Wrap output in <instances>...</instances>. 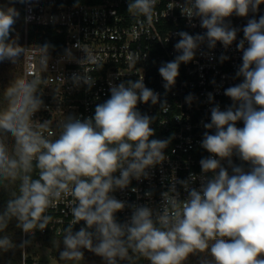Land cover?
Returning <instances> with one entry per match:
<instances>
[{
  "label": "clouds",
  "instance_id": "9594fccd",
  "mask_svg": "<svg viewBox=\"0 0 264 264\" xmlns=\"http://www.w3.org/2000/svg\"><path fill=\"white\" fill-rule=\"evenodd\" d=\"M17 2L31 4L33 0L0 4V63L14 66L27 52L19 34L12 35L20 17L14 7ZM261 4L264 0H182L176 4L190 23L198 19L205 31L177 33L174 49L178 54L159 67L166 93L175 85L180 65L192 62L202 45L211 52L218 42L227 49L237 40L240 29L229 18L253 15L236 45L242 63L235 78L242 81L224 90L232 104L225 110L214 104L210 122L203 124L208 131L203 133L201 147L210 155L199 162L201 175L174 177L161 193L159 209L129 205L113 195L126 189L132 179H148L149 170L167 159L164 150L170 139H151L155 118L142 114L137 105L159 103L164 112L169 106L146 87L143 76L110 84V98L96 105L94 116L82 120L68 115L57 125L58 134L50 131V120L33 119L47 107L41 90L46 79L35 73L12 76L0 89V190L8 193L0 208V233L13 220L27 235L44 231L53 220L48 209L71 197L72 220L63 229L61 261L80 264L86 249L104 264H136L140 258L148 264H187L191 256L198 257V264H264V15L255 16ZM156 6L157 0H128L127 11L143 17L141 27L145 22L151 26L158 19ZM52 47L45 43L36 49L45 69ZM84 51L86 56L79 63H95ZM65 57L71 58L70 50ZM128 59L137 64L141 55L133 52ZM227 59L219 57L221 63ZM71 82L76 88L86 85L91 90L95 79L83 71L73 73ZM195 99L189 94L185 102L191 106ZM207 99L213 103V94L208 93ZM240 121L243 127H237ZM234 155L249 165L247 170L233 163ZM222 161H227V168ZM197 180L199 187H193ZM177 185L186 198L181 199ZM152 195L145 192L146 197ZM126 207L131 215L120 223L116 214ZM81 222L83 226L74 231ZM52 243L59 247L56 241ZM30 244L23 240L17 245L9 235H0L2 252Z\"/></svg>",
  "mask_w": 264,
  "mask_h": 264
},
{
  "label": "built area",
  "instance_id": "2783aa9c",
  "mask_svg": "<svg viewBox=\"0 0 264 264\" xmlns=\"http://www.w3.org/2000/svg\"><path fill=\"white\" fill-rule=\"evenodd\" d=\"M181 2L182 0H157L158 19L154 20L151 26L145 22L143 27V17H134L128 13V0H33L31 4H23L25 33L22 45L27 48V52L21 60L20 73H35L46 79L47 83L42 85L41 90L47 107L37 112L33 119L41 122L50 120L51 132L58 134L57 125L68 115H75L82 120L94 116L96 105L110 98V84L135 81L143 76L146 87L159 93L161 100L167 101V112L161 110L159 103L137 105L142 114L155 118L151 124L155 134L151 139H170V143L164 150L167 159L149 170L148 179H132L126 189L113 193L117 199L129 205H148L159 209L161 193L168 190L174 177L182 180L188 178L190 173L198 177L201 175L199 162L210 155L201 147L203 133L208 131L203 124L210 122V109L214 104L218 103L221 110L232 104V100L224 95V90L242 81V78H235L238 66L242 63V52L236 45L243 39L242 29L247 20L252 18L251 13L246 18H229L231 25L240 29L237 40L227 49L218 42L211 52L206 44L202 45L192 62L180 65L176 83L166 93L159 67L162 63L172 61L178 54L174 49L179 40L177 33L186 31L195 35L205 31L199 26L198 19L190 23L182 15L180 7H176V4ZM261 15H264V4L260 5L258 13L255 14L257 19ZM25 17H29L27 22ZM35 23L44 26L55 25L57 32L64 35L63 48L50 49L47 69L41 66V56L36 52L38 45L45 43L28 39V25ZM192 24L196 26L193 27ZM245 46L247 47V44ZM83 49L94 58L95 63H79L86 56ZM66 50L71 51V58L65 57ZM133 52H139L141 55L137 64L128 59L129 54ZM221 55L229 59L221 63ZM97 65L103 66L98 69ZM83 71H87L95 79L91 90H88L86 85L76 88L71 82L73 73ZM208 93L213 94V103L208 102ZM189 94L196 98L191 106L185 102V97ZM237 127H243V122H237ZM50 138L54 139L55 136ZM232 160L236 165H243L246 170L249 167L235 155ZM222 164L228 167L227 161H222ZM228 171L231 174L230 168ZM199 183L197 180L193 187H199ZM133 188L136 189L135 192L132 191ZM177 188L181 199L186 198L187 193L183 188L180 185H177ZM147 191L153 193L151 198L145 196ZM71 199L67 197L54 208L48 209L47 214L53 217L52 222L44 231L35 232L63 237V229L72 220ZM130 215L131 209L126 207L118 212L116 217L118 222L124 223ZM81 226L83 222L75 225L74 231H78ZM33 264L49 262L34 257Z\"/></svg>",
  "mask_w": 264,
  "mask_h": 264
},
{
  "label": "trees",
  "instance_id": "16d2710c",
  "mask_svg": "<svg viewBox=\"0 0 264 264\" xmlns=\"http://www.w3.org/2000/svg\"><path fill=\"white\" fill-rule=\"evenodd\" d=\"M84 2H97L99 0H77ZM22 9L19 13L21 14L20 18L22 21L23 32L25 31L24 19H23V4ZM28 39L31 41H40L48 43L53 46V48L62 49L64 45V35L58 33L55 25H40V24H29L28 25ZM21 75L20 68H14L9 66L6 62L0 63V89L8 84L12 79V76ZM35 176V173L33 174ZM8 199V193L5 190H0V208H3L5 202ZM0 235H9L12 237L14 243L19 245L23 240H33L38 241L43 245L50 246L52 248L53 255L59 259V252L63 250L62 238L53 234L42 235L39 232H35L34 235H25L19 228L16 227V221L13 220L5 233H0ZM53 241H56L59 244V247L53 246ZM33 264V256L26 255L24 249L17 247L8 252L0 251V264ZM47 260L46 258H41ZM60 260V259H59ZM120 264H127L126 261L120 262ZM136 264H148L146 259L140 258L136 261ZM187 264H198V257L191 256Z\"/></svg>",
  "mask_w": 264,
  "mask_h": 264
},
{
  "label": "rangeland",
  "instance_id": "374dc122",
  "mask_svg": "<svg viewBox=\"0 0 264 264\" xmlns=\"http://www.w3.org/2000/svg\"><path fill=\"white\" fill-rule=\"evenodd\" d=\"M7 3H8V0H0V4H7ZM14 7L18 11L22 9L21 3H18V2L14 4ZM14 28H15V32L12 35L15 36L18 33L19 43L22 45V41H23L22 38L25 32H23L22 21L20 17L19 19H17V22L14 25ZM5 62L9 64V66H13L15 69L16 68L18 69L21 66V61L18 62L15 66L7 61ZM82 251L84 252V260L81 261L80 264H104V261L102 260L101 257L95 255L94 253L86 249H83ZM24 252H26V255H32L33 257L46 258L49 264H72V262H66V261H61L57 259L53 255L52 248L50 246L43 245L38 241L31 240V244L28 247L24 248Z\"/></svg>",
  "mask_w": 264,
  "mask_h": 264
}]
</instances>
